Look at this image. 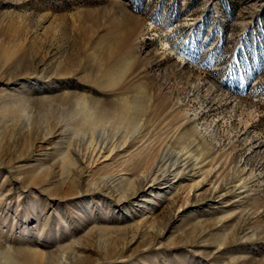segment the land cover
I'll return each mask as SVG.
<instances>
[{"label":"rangeland","instance_id":"1","mask_svg":"<svg viewBox=\"0 0 264 264\" xmlns=\"http://www.w3.org/2000/svg\"><path fill=\"white\" fill-rule=\"evenodd\" d=\"M0 184V264H264V0H0Z\"/></svg>","mask_w":264,"mask_h":264},{"label":"bare ground","instance_id":"2","mask_svg":"<svg viewBox=\"0 0 264 264\" xmlns=\"http://www.w3.org/2000/svg\"><path fill=\"white\" fill-rule=\"evenodd\" d=\"M44 91V90H43ZM49 91V90H48ZM12 96V98H11V100L12 101H14V102H21V101H24L25 99H26V93H25V96H24V94H22V93H20V92H18V93H14L13 95H11ZM30 97V96H29ZM38 100V99H37ZM17 103V104H18ZM96 114V113H95ZM127 114V113H126ZM129 115V114H128ZM128 115H127V117H128ZM86 121L89 123V124H91L92 126H99V125H101V123H103V122H101L102 121V119L103 118H101L100 116L99 117H97L96 115H94V114H90V115H88L87 114V116H86ZM128 118H130V117H128ZM128 118L126 119L125 118V116H123V115H120L118 118H117V123L119 124V125H126L127 127H129V128H133V129H135L136 127L134 126V125H132V123H130L131 121H129L128 120ZM132 120V119H131ZM129 121V122H128ZM133 122V121H132ZM27 126V125H26ZM58 132V131H57ZM39 137V136H38ZM42 138V137H41ZM40 138V139H41ZM45 138V137H44ZM93 138V137H92ZM112 138V137H111ZM43 139V138H42ZM101 139V138H100ZM15 140V139H14ZM48 140V139H47ZM34 141V140H33ZM41 141V140H40ZM39 141V139H38V142H40ZM37 141H35V143H36ZM97 145V147H95V149H93L92 150V152L90 153V154H88L84 159H85V161L86 162H88L89 164L90 163H93V162H97V160H98V158L100 157L101 158V156H102V154H104V153H106V151L109 149L108 147H107V145L105 144V143H102L100 140L99 141H97V142H95ZM33 144H34V142H33ZM14 146H16V145H14ZM32 146V145H31ZM35 146H36V144H35ZM10 148V147H9ZM38 148V147H37ZM30 149H31V147H30ZM64 149V148H63ZM90 150H91V148H90ZM33 151V150H32ZM39 151V150H38ZM96 151V152H95ZM118 151V150H117ZM25 152V151H24ZM30 152V151H29ZM34 152H37V151H34ZM75 152V151H74ZM110 152H111V150H110ZM46 153V152H45ZM77 153V152H76ZM35 154V153H34ZM34 154H32V157H26V159H25V162L24 163H22L20 166H19V176H22V174H24L26 177H27V173L29 174V173H33L34 171H35V168L36 167H38L39 165H42V160L41 159H39V157H35L34 156ZM36 154H38V153H36ZM107 154V153H106ZM44 155V154H43ZM47 155V154H46ZM66 155V158L68 157V158H70L71 159V156L69 155V154H65ZM95 155H97L96 156V159H94V157H95ZM22 156V155H21ZM24 156V155H23ZM5 159V158H4ZM12 159V158H11ZM15 159H17V158H15ZM104 159H106V158H104ZM184 159H185V157H184ZM95 160V161H94ZM168 160L166 159V157H165V155L163 154V155H159V156H157V158L155 159V161L153 162V164H152V166L150 167V169L147 171V173L144 175V176H142V178H144V180L142 179V182H143V185H141V179H138V187H136L133 191H132V193L129 195V197L130 198H132V199H135L136 197H139L140 196V193H142L143 191L145 192V191H149V192H154V190H157V192L158 191H164V189H170V190H172V186L174 185V183L176 182V179H177V176H178V174H179V168L181 169V170H183V169H187L190 165H189V162H186L185 160H182V159H180V158H176L175 160H174V163H171L170 164V170H168V167L166 166L165 168V170H164V168H162V167H164V165L166 164V162H167ZM173 161V160H172ZM78 162H79V160H78ZM81 163V162H80ZM95 164V163H94ZM88 165V164H87ZM89 166V165H88ZM93 166V165H92ZM17 168V167H16ZM193 168V167H192ZM17 169V170H18ZM36 169H38V168H36ZM83 169V168H82ZM15 170V169H14ZM28 170V172H26V171ZM181 170H180V172H181ZM30 171V172H29ZM185 171V170H184ZM190 171V169H188L186 172L188 173ZM46 172V171H45ZM53 172V171H52ZM51 172V173H52ZM85 172V171H84ZM192 172V171H191ZM40 173H37V175H39ZM36 175V176H37ZM8 176H12V174H10L9 173V175ZM24 176V177H25ZM20 178V177H19ZM163 178H167V181L165 182V183H163L162 185H160V187H158V188H155V183L157 182V181H162L163 180ZM28 179V178H27ZM179 179V178H178ZM24 180V179H23ZM46 181V180H45ZM81 181V180H80ZM116 180H115V177H113V178H110V183L108 184H103V186H102V189L103 190H107L108 188H110V184L111 183H114ZM41 182H44V180L43 181H41ZM137 182V181H136ZM163 182V181H162ZM52 183V182H51ZM136 184V183H135ZM1 185V184H0ZM52 185H54V184H52ZM47 186V185H46ZM116 186V185H115ZM117 186H118V184H117ZM196 187V186H195ZM43 188V187H42ZM117 188V187H116ZM118 189H119V187H118ZM121 189V188H120ZM44 190V189H43ZM101 190V189H100ZM120 191V190H119ZM130 191V190H129ZM166 191V190H165ZM216 192V191H215ZM166 193H168L167 191H166ZM212 194H214V191H210V193H209V197L211 196L212 197ZM148 195H150V197L151 198H149V199H147L150 203H154L153 201L154 200H156V198H159V196H160V194H159V192L158 193H155V196H151V194H148ZM221 196V195H220ZM4 197H6V196H4ZM143 197V196H142ZM207 196H205V198H206ZM30 199V198H29ZM208 200V199H207ZM64 256H66V255H64ZM74 257V256H73ZM65 258V257H64ZM64 260V259H63ZM65 261V260H64ZM12 262V261H11ZM66 262V261H65ZM69 263V262H68ZM12 264V263H11ZM60 264V263H59ZM65 264V263H64ZM70 264V263H69Z\"/></svg>","mask_w":264,"mask_h":264}]
</instances>
